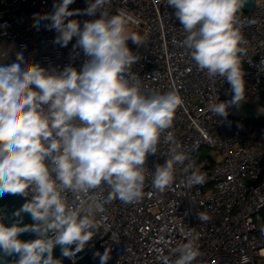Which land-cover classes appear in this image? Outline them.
<instances>
[{"label":"clouds","instance_id":"obj_1","mask_svg":"<svg viewBox=\"0 0 264 264\" xmlns=\"http://www.w3.org/2000/svg\"><path fill=\"white\" fill-rule=\"evenodd\" d=\"M75 0H55L53 11L39 18L54 30L53 43L67 47L75 38L85 60L77 68H45L26 62L23 51L15 62L0 64V196L21 194L30 199L13 215L11 226L0 220V253L18 255L15 264H62L53 250L72 259L105 224V204L113 200L135 203L142 199L147 178L160 193L173 183L178 168L186 173V188L203 185L206 174L196 168L190 155L180 150L169 133L172 147L163 165L154 172L145 167L149 154L159 151L161 136L173 126L184 100L178 88L167 92H145L132 66L140 57L128 41L140 46L143 39L129 33L136 21L124 11L109 14L111 0H87L83 10H70ZM246 0H167L187 34L182 45L189 50L199 70L213 81L217 76L229 85L231 99L210 103L208 111L227 117L230 106L245 100V72L241 56V29L248 20L240 13ZM98 19L82 23L77 15ZM79 55V52L77 53ZM188 162V163H186ZM106 185L107 196L98 200L92 193ZM21 213L34 223L22 224ZM207 222L211 217L198 213ZM264 234V226L260 229ZM36 234L23 241L22 233ZM198 236L187 233L173 251V264H194L201 255ZM74 246V248H73ZM107 264L109 250L101 255ZM244 264H247L246 258ZM0 264L5 260L0 258Z\"/></svg>","mask_w":264,"mask_h":264},{"label":"built area","instance_id":"obj_2","mask_svg":"<svg viewBox=\"0 0 264 264\" xmlns=\"http://www.w3.org/2000/svg\"><path fill=\"white\" fill-rule=\"evenodd\" d=\"M54 2L0 0V64L15 62L20 51L26 62L45 68L63 69L70 63L79 68L83 64V53L73 49L75 38L61 47L53 43L55 31L45 27L48 21L34 27L39 18L36 14L52 12ZM86 7L87 0H75L69 6L70 10ZM107 11H124L136 21L132 24L134 33L142 37L143 44L138 46L130 40L128 47L140 57L132 71L142 79L144 91L164 93L175 87L184 100L172 128L161 136L159 151L147 156L145 167L154 172L178 144L206 174V181L186 188V173L181 167L174 183L163 193L153 189L147 178L140 201L113 200L105 204L101 221L105 228L101 227L86 244L87 249H97L92 260L100 264L95 254L109 250L107 264H173L177 258L173 250L191 232L198 236L202 253L194 264H244L243 258L247 264H264V234L260 231L264 226V112L238 116L233 105L225 118L208 111L217 96L219 101L231 99L229 85L219 76L214 81L209 79L206 71L198 69L182 45L187 34L167 0H111ZM239 15L241 20L251 21L241 29L246 82L242 102L260 100L264 98V0H255L252 10L242 8ZM99 17L97 12L95 16L71 19L82 25ZM169 133L175 144L165 140ZM108 191L104 185L92 194L102 200ZM199 212L211 219L199 220Z\"/></svg>","mask_w":264,"mask_h":264},{"label":"water","instance_id":"obj_3","mask_svg":"<svg viewBox=\"0 0 264 264\" xmlns=\"http://www.w3.org/2000/svg\"><path fill=\"white\" fill-rule=\"evenodd\" d=\"M255 6V0H246L244 6L242 7L245 10H252ZM30 197H25L21 194H5L3 196H0V220L6 225V226H11L13 223H15L17 220L20 219V217H16L13 214L19 210L24 203H26ZM22 216V224L21 226L24 225H30L34 223V221L31 218V215L28 213H21ZM19 239L23 241H28V240H34L37 238L36 234L31 233V232H26L20 234L18 237ZM88 245L85 246V249L88 250L87 252L84 253L85 249L82 250L81 252L77 253L75 256H79V258L75 261L72 259H69L67 257H62L61 256V249L60 246H56L53 250V256L54 258H60L62 260V264H96L92 260V255L94 252L97 250L96 248L87 249ZM74 248V246H73ZM114 254V252H113ZM112 254V256H113ZM111 256V257H112ZM0 258L5 260V264H15V261L19 259L18 255H13L11 257H4L2 253H0ZM111 259V258H110ZM110 261V260H109ZM109 263V262H108Z\"/></svg>","mask_w":264,"mask_h":264},{"label":"rangeland","instance_id":"obj_4","mask_svg":"<svg viewBox=\"0 0 264 264\" xmlns=\"http://www.w3.org/2000/svg\"><path fill=\"white\" fill-rule=\"evenodd\" d=\"M111 14H115V12ZM128 31L129 33L135 32L134 26H132V24L129 25ZM233 112L238 114V116H248L250 114L254 116L256 112H264V98H260V100L254 99L249 100L248 102H242L239 107L235 106Z\"/></svg>","mask_w":264,"mask_h":264},{"label":"trees","instance_id":"obj_5","mask_svg":"<svg viewBox=\"0 0 264 264\" xmlns=\"http://www.w3.org/2000/svg\"><path fill=\"white\" fill-rule=\"evenodd\" d=\"M242 118L245 119V120H248L246 117H242ZM261 120L264 121V118H262Z\"/></svg>","mask_w":264,"mask_h":264}]
</instances>
